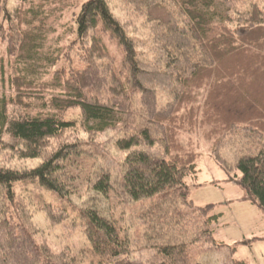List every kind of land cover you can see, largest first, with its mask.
Wrapping results in <instances>:
<instances>
[{"label": "trees", "instance_id": "obj_1", "mask_svg": "<svg viewBox=\"0 0 264 264\" xmlns=\"http://www.w3.org/2000/svg\"><path fill=\"white\" fill-rule=\"evenodd\" d=\"M17 2L0 0V264H206L223 245L190 199L193 134L264 215V0ZM35 212L88 247L53 249Z\"/></svg>", "mask_w": 264, "mask_h": 264}, {"label": "rangeland", "instance_id": "obj_2", "mask_svg": "<svg viewBox=\"0 0 264 264\" xmlns=\"http://www.w3.org/2000/svg\"><path fill=\"white\" fill-rule=\"evenodd\" d=\"M17 3V0H11L10 5L12 7ZM50 23L54 24L55 35H62L61 25L69 23V15L65 14L59 20L52 19ZM112 51L114 53V49ZM112 136V133H107L99 141H109ZM189 141L201 155L197 162L198 174L196 178L189 181L190 199L198 207L214 206L212 213L220 216L218 221L213 224V237L216 244L223 245L221 247L200 246L196 251L197 260L206 264H226L232 261L264 264V215L261 209L257 204L247 199L242 189L230 180L212 157L210 144L202 135L193 134L190 137L180 138L183 148L188 147ZM234 152L226 147L221 151V155L228 162H234ZM136 207L137 205L132 209L134 214L138 212ZM33 222L39 228L41 238L45 239L55 250L68 246L73 252H77L86 249L89 245L80 232L65 235L63 227L51 228L41 212L33 214ZM126 222L130 225L133 233V250L130 260L138 263L143 262L149 257V252L140 241V223L134 217L132 222Z\"/></svg>", "mask_w": 264, "mask_h": 264}]
</instances>
